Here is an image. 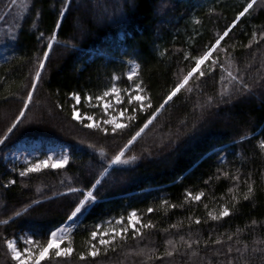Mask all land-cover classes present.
<instances>
[{"label":"trees","instance_id":"trees-1","mask_svg":"<svg viewBox=\"0 0 264 264\" xmlns=\"http://www.w3.org/2000/svg\"><path fill=\"white\" fill-rule=\"evenodd\" d=\"M10 3L0 0V17L4 18L0 20V137H6L0 143V221H9L0 223V264H14L6 239L31 233L34 239L45 241L51 230L67 221L82 193L102 177L104 167L109 168L107 161L194 66L191 57L215 42L217 33L232 23L246 0H70L71 7L63 16L64 0H17L9 8ZM53 32L56 40L32 100L8 133ZM261 32L264 0H256L218 45L224 51L214 50L221 62L230 58L232 63L226 64L223 73L215 67L198 80V73L190 78L193 91L181 90L124 157L137 158L117 164L94 191L97 202L90 203L71 235L73 252L41 264H227L233 258L234 264H264V150L258 147L264 139ZM66 41L74 46L66 47ZM130 60L139 65L133 80L142 82L150 107L133 113L126 100L121 107L127 108V117L134 114L135 119L127 120L126 127L115 133L103 123L106 133L73 119V106L103 117L87 107L86 97L91 95L95 101L113 83L123 89L131 86L126 75ZM227 71L239 74L250 89H233L221 99V75L225 85L234 84ZM114 74L116 81L111 79ZM73 92L81 96L79 105L69 95ZM208 96L214 97L210 105ZM39 138L66 144L71 157L63 168L21 177L17 168L5 163V154L22 140ZM236 175L239 179L233 180ZM246 182L253 186L247 200L243 198ZM69 188L80 191L69 192ZM189 192L204 195L197 201ZM222 205L230 214L212 220L207 213L218 215ZM149 207L152 212L147 211ZM132 210L142 225L150 221L151 226H141L135 238L128 231L125 241L117 239L114 250L80 258L96 223L121 216L125 222ZM15 212L21 214L17 217ZM180 236L191 242V249L179 241ZM167 239L176 241L179 248L172 257L162 255L170 247ZM217 239L219 243H213ZM66 245L67 241L62 246ZM229 246L233 251L225 255ZM193 251L197 256H191Z\"/></svg>","mask_w":264,"mask_h":264},{"label":"snow or ice","instance_id":"snow-or-ice-1","mask_svg":"<svg viewBox=\"0 0 264 264\" xmlns=\"http://www.w3.org/2000/svg\"><path fill=\"white\" fill-rule=\"evenodd\" d=\"M17 3V0H11V3L7 6L11 8L13 5ZM256 3V0H246L245 5L243 6L242 10L239 11L235 19L232 21V23L223 31V33H217L215 42L210 43L206 46L205 50L196 56L191 57L192 60H194V66L191 67L186 74H182V78H179L177 82H175L174 86L171 87V89L167 92V94L164 96L163 103H161L158 107H156L155 111L151 113V115L148 116L147 120L144 121L143 125L131 136L130 139H128L127 143L123 145L119 149V151L113 155L108 161L107 164L109 166L116 165V164H128L129 162L135 160L137 157L135 155L128 156L126 159L125 154L128 150L129 146L133 144V142L141 135V133L144 132V130L149 126V124L152 123L153 119L156 117L157 113L161 111V109L165 106V104L168 103V101L172 100L174 96H176L181 90H186L188 92L193 91V87L189 85L190 78L194 77V74L198 73V75L195 77V79H199L200 77H204L206 74L213 73V69L215 67H219L223 73V71L226 70V64L230 65L232 63V60L229 58L226 62H221L218 59V56L214 55V50L216 53H219L221 51H224L223 49L218 48V45L221 44V41L224 40L225 37L229 35V31L233 26L237 24L238 21H240L241 17H244L245 14L249 13L250 9L254 7V4ZM71 7L70 0H64V3L62 4V9L60 12V15L63 16L65 14V9H69ZM211 11V10H210ZM3 17H0V20H3ZM41 35H43L41 33ZM260 35L264 37V32H261ZM256 32L254 31L252 33V39H255ZM56 40V33L53 32L51 36L48 37V44L47 49L43 52V57L38 59L37 66L34 72V76L31 80V89L27 92L26 98L23 101V108L20 110L19 115L16 116L15 122L7 129L8 133H11L13 129L16 128L17 123L21 121V118L24 116V110L28 108L29 103L32 100L34 90L37 87V82L41 78L42 70L45 67V60L49 56V50L53 47V41ZM251 43V41H250ZM66 47L74 46L71 44L70 41L65 42ZM185 59H188V53H185ZM206 61H210L205 68L201 69V65H205ZM129 68L130 70L126 73L127 79L132 82L131 86L125 89V92L127 93V104L129 106H132V111L135 113L137 110L140 111H146L148 107H150V100L145 95H141L142 92L145 91V89L142 86V82H137L136 80H133V76L138 75L139 65L135 62V60H130L129 62ZM227 78L230 82H234V84L231 85V88L228 85H225L223 82L225 80V77L223 74L220 77V81L222 84L221 91L219 92V96L221 99H223L225 96H230L232 94V90L234 89L236 92L241 91L243 89L244 91H248L250 89V85L248 83H245L242 77L239 74H233L232 71H227ZM111 79L113 81H116L118 77L114 74ZM198 88L199 85H196ZM76 103L78 104L81 100V96L79 93L73 92L70 93ZM114 96V99L117 104H122L124 97L120 95V89L117 88L116 83H113L110 87H108L104 92L103 96L96 95L95 100L98 102H101V106L103 108L104 114L108 117L107 119L103 120L104 125H112V132L115 133L118 129H123L126 127L125 124L118 122V117L116 115H112L109 112V108L111 107V103L108 100H105V97ZM87 100L91 101L93 97L91 95L86 97ZM213 96H208L206 103L211 104L213 101ZM147 101V103H145ZM127 112V108H122V110L119 112L120 116H123ZM71 115L73 119L84 122L85 120L88 121V123L85 124L88 128H100L105 133L108 131L107 127H101V123L99 121L93 122V115H89L87 112H84L83 114L80 113V109L73 106ZM128 120H134L135 115H129L127 117ZM6 137H0V143H4V140ZM258 147L262 150H264V139H261L258 143ZM101 154L104 155L103 149L100 150ZM69 156L62 154L58 159H54L53 156L49 155L46 156L44 159H37L35 163H28V166L20 170L19 175L21 177L27 176L29 173H36L41 171V169L46 167H51L53 169L56 168H62L64 165L68 163ZM51 162V163H50ZM108 173V168L104 167L101 176L106 175ZM225 176L228 175V173H223ZM233 180H238L239 176H233ZM10 183H15V181H10ZM101 183L100 179H97L91 187L82 193L83 198L78 201V203L75 204V207L71 210V213L69 214L67 221H65L64 225H61L59 228L55 230H51L49 235L47 236L45 241L36 240L34 239L33 234L29 233L27 234L26 238H21V242L25 244L23 249L21 250L17 246V240L15 238L12 239H6L4 242L7 246V250L10 253L12 261H14V264H41V261H50L53 256L54 257H66L69 256L73 252V246H72V238L69 235L70 228L66 227L65 225L68 224V222H72L74 218H78V215L83 214V211L87 210V207L90 205L91 202L96 200V195L94 194L93 189H95L99 184ZM247 183V182H246ZM69 192L74 191H80L79 189H73L69 188ZM229 192H232L233 189L229 188ZM253 193V186L251 183H247V189L244 194V199L247 200ZM189 197L192 198V200H200L201 197L204 195L203 192H198L195 195L192 193L187 194ZM162 203H167L166 201ZM207 207V205H205ZM148 212H152L153 209L149 207L147 209ZM20 212H15L14 216H19ZM230 214V210L227 206H221L220 211L218 215L213 214V212L209 211L207 215L212 220H219L222 217L228 216ZM8 220L0 221V223H8ZM199 218H197L196 223L199 224ZM111 224L112 221H102L100 223L95 224V229L90 232L89 238L86 241L88 247L87 251H81L79 253L80 258H84L85 255L96 257L100 254V252L103 250L104 252L109 251V249H115L117 238H119L121 241H125L129 228H132V236L135 238L136 236L140 235V229L136 227L137 223H140L139 217L137 216V211L132 210L129 212L127 217V226L123 227H105L103 231H99L101 229L103 224ZM124 223V217L121 216L116 219L115 224L116 225H123ZM255 223V221H253ZM151 226V222L149 221L148 224H143L142 227L147 228ZM239 231V230H238ZM231 239V236H229V240ZM67 240V245L64 247H61V244ZM179 241L183 242L188 249H191L192 245L190 241H185L183 236L179 237ZM205 243H208L205 241ZM213 243H219V239L213 241ZM165 244L167 246H170L166 249L162 255L167 257H172L174 253L179 251V248L177 246V242L172 239H167L165 241ZM247 249V245H245V250ZM155 251V250H153ZM233 251L232 247L229 246L227 248V252L224 253L225 255L231 254ZM237 252H240V249H236ZM255 251V249H254ZM192 257L197 256V252L193 251L190 253ZM243 254H241L242 259ZM234 259L227 260V264H234ZM243 264H248L247 261H243Z\"/></svg>","mask_w":264,"mask_h":264},{"label":"rangeland","instance_id":"rangeland-1","mask_svg":"<svg viewBox=\"0 0 264 264\" xmlns=\"http://www.w3.org/2000/svg\"><path fill=\"white\" fill-rule=\"evenodd\" d=\"M117 88H119V87L117 86ZM119 89H120V95L122 97H124L122 104H117L116 101H115V99H114V96L105 97L104 99L105 100H108L111 103V107L109 108V112L112 115H116L118 117V122L127 125V120H128L127 119V112L123 116H120L119 115V112L123 108L121 106L127 100V93L125 92V89H123V88H119ZM141 95H144V93L142 92ZM146 102L147 101H145V103ZM76 105H79V103L78 104L76 103ZM87 107L90 108L91 110L96 109L97 111L100 112V114L103 115V117H100L98 113H88L89 115H93V122L99 121L100 123H103V120L108 118L104 114V112H103V108L101 106V102H98L96 100L95 101H89L87 103ZM162 111H160L159 113H157V115L153 119L152 123L157 118V116H159L161 114ZM80 113L83 114V112H82L81 109H80ZM79 123H82V122H79ZM86 123H88V121L85 120L82 124H86ZM151 124H149V126ZM107 126H109L112 129V125H107ZM148 127L144 130V132L148 129ZM92 129H95V128H92ZM143 133H141V135L138 137V139L143 135ZM137 140H135L133 142V144ZM132 145H130L129 148ZM62 154L68 155L69 156V159L71 157V152L69 150V147L66 144L62 143V142L55 141V140H46V139H43V138H39V139H25V140H22V141L16 143L10 149V151H8L5 154L4 161H5V163H7V165L10 168H12V169H16L17 168L19 170V172H20V170H22L23 168H25V167L28 166V163L29 162L35 163L37 159H44L46 156H49V155L53 156L54 159H58ZM66 165H64V167ZM46 168H51V167H46ZM46 168H43V169H46ZM56 169H58V168H56ZM93 203H94V201H93ZM78 221H79L78 218H74V220L72 221L73 222V225H76L78 223ZM115 221L116 220H112V223L111 224H107L106 223L103 227H101V229H99V231H103L105 227H123V226H127V219L123 223V225H119V226L115 224ZM139 221H140V218H139ZM141 226H142V223L140 221V223H137L136 227L140 229ZM128 231H133V229L132 228H129ZM26 236L27 235H21L18 239H16L17 240V246L21 250L25 246V244L21 242V238H26ZM61 247H63V246L61 245Z\"/></svg>","mask_w":264,"mask_h":264},{"label":"water","instance_id":"water-1","mask_svg":"<svg viewBox=\"0 0 264 264\" xmlns=\"http://www.w3.org/2000/svg\"><path fill=\"white\" fill-rule=\"evenodd\" d=\"M176 96H177V95H176ZM176 96H174L173 99H174ZM173 99H172V100H173ZM172 100L168 101V103L165 104V106L161 109V111H162V110H163V109H164L169 103H171ZM260 131H261V129H260L255 135L259 134ZM137 139H138V137H137ZM137 139H136V140H137ZM223 148H224V147H223ZM223 148H220V149H218V150H221V149H223ZM216 151H217V150H216ZM113 167H114V165H112L111 168H110L108 171H110ZM106 175H107V174H106ZM106 175H103V176L101 177L100 180L102 181ZM99 185H100V184H99ZM99 185H98V186H99ZM98 186H97V187H98ZM97 187H96V188H97ZM96 188H95V189H96ZM95 189H93V191H95ZM28 209H29V208H28ZM25 211H26V210H25ZM25 211H24V212H25ZM87 213H88V211H87ZM87 213H86V214H87ZM86 214H85V215L79 220V222L75 225V228H74V230L72 231V233L78 228V226L80 225L81 221H83V219H84V217L86 216ZM72 233L70 234V236L72 235ZM65 241H67V240H65ZM65 241H64V242H65ZM64 242H63V243H64ZM63 243H62V244H63ZM62 244H61V245H62Z\"/></svg>","mask_w":264,"mask_h":264},{"label":"bare ground","instance_id":"bare-ground-1","mask_svg":"<svg viewBox=\"0 0 264 264\" xmlns=\"http://www.w3.org/2000/svg\"><path fill=\"white\" fill-rule=\"evenodd\" d=\"M65 224V223H64ZM64 224H62V225H64ZM61 226V225H60ZM59 226V227H60ZM66 227H69L71 230H70V232H69V235L72 233V231L74 230V228H75V225H73V222H68V224L67 225H65ZM58 227V228H59Z\"/></svg>","mask_w":264,"mask_h":264}]
</instances>
